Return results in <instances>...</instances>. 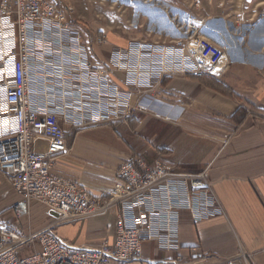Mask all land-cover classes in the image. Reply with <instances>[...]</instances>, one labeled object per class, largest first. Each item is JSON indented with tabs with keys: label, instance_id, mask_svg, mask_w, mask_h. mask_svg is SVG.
<instances>
[{
	"label": "crops",
	"instance_id": "crops-1",
	"mask_svg": "<svg viewBox=\"0 0 264 264\" xmlns=\"http://www.w3.org/2000/svg\"><path fill=\"white\" fill-rule=\"evenodd\" d=\"M165 2L169 11L161 31L167 33L166 43L179 35L170 16L204 19L202 34L224 50L222 63L205 77L171 74L151 80L152 87L136 86L128 84L131 73L117 68L114 60V52L120 50L134 65L139 56L140 65L146 55L138 49L130 51L134 40L108 32L94 54L84 40L95 75L69 79L38 72L30 76L36 104L43 98L57 100L59 109L65 100L73 104L70 113L64 111L59 117L69 151L55 157L54 170L96 197H106L120 180L119 167L137 157L150 164L160 159L175 172L208 171L224 214L195 222L183 211L177 250L162 249L146 239L142 254L125 264H224L240 254L246 258L238 264H264V0H176L175 7ZM144 41L158 42L152 37ZM135 74L147 77L143 72ZM205 79L221 83L229 92L207 85ZM115 88L119 98H128L136 109L125 119L99 121L97 101L114 97ZM239 109L246 111L242 124L237 121ZM37 149L45 151L47 144L40 141ZM18 200L0 171V207L4 208L0 222L34 231L56 223L55 231L78 247L115 243L117 208L58 223L53 212L35 203L29 216L20 220L14 211Z\"/></svg>",
	"mask_w": 264,
	"mask_h": 264
},
{
	"label": "built area",
	"instance_id": "built-area-1",
	"mask_svg": "<svg viewBox=\"0 0 264 264\" xmlns=\"http://www.w3.org/2000/svg\"><path fill=\"white\" fill-rule=\"evenodd\" d=\"M157 5L164 7L162 2ZM170 19L179 35L169 43H130V51L146 55L140 65L139 56L134 65L128 53L114 52L116 67L131 73L128 84L152 87L151 80L171 74L205 77L222 63L224 50L202 34L204 19L176 15ZM91 67L89 49L71 27L65 8L54 0H0V171L19 197L15 214L27 217L32 204L39 203L59 223L118 209L113 246L105 242L78 247L55 231L56 223L35 231L1 227L0 264H125L142 254L146 239L162 249L177 250L183 211L195 222L224 214L208 171L175 172L160 159L153 164L141 157L124 162L118 169L120 180L106 197H96L55 172V157L69 151L59 117L70 113L73 104L65 100L59 109L57 100L46 98L36 104L30 76L42 72L76 79L80 74L95 75ZM136 72L147 77H134ZM43 95L49 93L44 90ZM103 98L105 102L97 101L98 120L125 119L134 109L128 98H119L117 88L114 97ZM40 141L47 144L45 151L37 149ZM29 245L33 253L21 256ZM244 258L240 254L224 264H238Z\"/></svg>",
	"mask_w": 264,
	"mask_h": 264
},
{
	"label": "rangeland",
	"instance_id": "rangeland-1",
	"mask_svg": "<svg viewBox=\"0 0 264 264\" xmlns=\"http://www.w3.org/2000/svg\"><path fill=\"white\" fill-rule=\"evenodd\" d=\"M54 1L66 9L67 18L71 27L82 35L85 42L89 44L90 52L93 54L101 49V45L97 44H101L100 42L104 40V35L111 31L120 34L123 39H132L135 42L144 43V40L151 37L158 41L155 44L167 42L166 38H164L167 35L166 31H161L166 27L165 16L167 14L166 11H169L165 9L167 7L165 0H152L150 3H147L146 0ZM167 1L175 7L176 0ZM158 2H162L164 7L158 6ZM159 36L163 39L159 38ZM133 108L128 117L133 115L136 107ZM119 119L124 118L119 117L109 121ZM3 210L4 208L0 207V212ZM15 216L18 218L16 214ZM18 219L21 220V218ZM0 223H3L1 227L18 228L15 226L17 225L16 223L10 224V222L5 221ZM20 225L22 226L24 224L20 222ZM23 228L26 229V226H23ZM32 253L33 246L29 245L21 251L20 255L29 256Z\"/></svg>",
	"mask_w": 264,
	"mask_h": 264
},
{
	"label": "trees",
	"instance_id": "trees-1",
	"mask_svg": "<svg viewBox=\"0 0 264 264\" xmlns=\"http://www.w3.org/2000/svg\"><path fill=\"white\" fill-rule=\"evenodd\" d=\"M204 82H206L207 85L221 91V92H229V89L226 88L224 85H222L221 83L219 82H216V81H211V80H208V79H205ZM237 114H239V119L237 120L238 121V124H242L244 119H245V116H246V111L244 109H239ZM236 114V115H237Z\"/></svg>",
	"mask_w": 264,
	"mask_h": 264
},
{
	"label": "bare ground",
	"instance_id": "bare-ground-1",
	"mask_svg": "<svg viewBox=\"0 0 264 264\" xmlns=\"http://www.w3.org/2000/svg\"><path fill=\"white\" fill-rule=\"evenodd\" d=\"M139 55V54H138Z\"/></svg>",
	"mask_w": 264,
	"mask_h": 264
}]
</instances>
